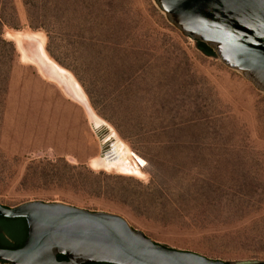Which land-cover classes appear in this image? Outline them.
<instances>
[{
  "label": "rangeland",
  "instance_id": "374dc122",
  "mask_svg": "<svg viewBox=\"0 0 264 264\" xmlns=\"http://www.w3.org/2000/svg\"><path fill=\"white\" fill-rule=\"evenodd\" d=\"M9 3L0 34V204L116 214L174 250L264 262V94L201 53L152 0H49L48 33L29 25L22 0ZM25 32L44 35L46 55L142 160L144 177L90 167L100 141L84 109L21 60L7 34Z\"/></svg>",
  "mask_w": 264,
  "mask_h": 264
},
{
  "label": "water",
  "instance_id": "95a60500",
  "mask_svg": "<svg viewBox=\"0 0 264 264\" xmlns=\"http://www.w3.org/2000/svg\"><path fill=\"white\" fill-rule=\"evenodd\" d=\"M152 1L184 37L204 43L226 68L264 94V0ZM89 125L100 141L99 158L111 160L110 129L93 120ZM0 218L23 219L27 229L20 248L0 249L5 264H232L157 244L119 215L59 202L0 204Z\"/></svg>",
  "mask_w": 264,
  "mask_h": 264
},
{
  "label": "bare ground",
  "instance_id": "6f19581e",
  "mask_svg": "<svg viewBox=\"0 0 264 264\" xmlns=\"http://www.w3.org/2000/svg\"><path fill=\"white\" fill-rule=\"evenodd\" d=\"M7 36L13 39L16 43L23 62L31 63L37 68L43 77L54 81L66 97L84 109L88 120H93L95 126L100 124L101 121L92 111L79 85L70 75L65 74L64 70L52 62L46 55L44 51L45 37L43 34L25 32L11 33L7 34ZM24 43L27 47H25ZM30 48H32V50ZM42 68L49 73V76H46L43 73ZM109 136L114 137L109 149L113 158L110 160L97 157V159L90 161V167L97 170L102 169L105 171H113L118 174L134 176L137 178L144 177L140 169L142 160L133 155L128 148L117 139L113 130H110Z\"/></svg>",
  "mask_w": 264,
  "mask_h": 264
},
{
  "label": "trees",
  "instance_id": "16d2710c",
  "mask_svg": "<svg viewBox=\"0 0 264 264\" xmlns=\"http://www.w3.org/2000/svg\"><path fill=\"white\" fill-rule=\"evenodd\" d=\"M26 9L28 23L32 28L45 29L48 33V26L50 19H48L49 0H22ZM57 4H55L56 6ZM10 6L9 0H0V34L2 26L5 24V10ZM49 21V22H48ZM57 29L60 30L63 26L61 20H56ZM64 39V37H63ZM0 43L6 45L4 41L0 39ZM75 45V44H74ZM197 49L208 57H215L214 52L208 48L204 43L196 42ZM12 50L13 47L11 46ZM0 230L11 239L16 241L15 249L20 248L26 239V223L23 219H4L0 218ZM59 261L64 260L62 256H57ZM103 264V263H99ZM258 264H264L259 262Z\"/></svg>",
  "mask_w": 264,
  "mask_h": 264
},
{
  "label": "flooded vegetation",
  "instance_id": "af4514ba",
  "mask_svg": "<svg viewBox=\"0 0 264 264\" xmlns=\"http://www.w3.org/2000/svg\"><path fill=\"white\" fill-rule=\"evenodd\" d=\"M10 237H7L2 231H0V249H15V244ZM1 263V262H0Z\"/></svg>",
  "mask_w": 264,
  "mask_h": 264
}]
</instances>
